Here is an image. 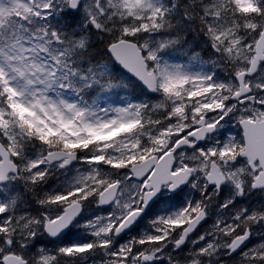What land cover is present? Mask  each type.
I'll list each match as a JSON object with an SVG mask.
<instances>
[{
  "label": "snow or ice",
  "instance_id": "6c2138e0",
  "mask_svg": "<svg viewBox=\"0 0 264 264\" xmlns=\"http://www.w3.org/2000/svg\"><path fill=\"white\" fill-rule=\"evenodd\" d=\"M0 264H264V0H0Z\"/></svg>",
  "mask_w": 264,
  "mask_h": 264
},
{
  "label": "flooded vegetation",
  "instance_id": "af4514ba",
  "mask_svg": "<svg viewBox=\"0 0 264 264\" xmlns=\"http://www.w3.org/2000/svg\"><path fill=\"white\" fill-rule=\"evenodd\" d=\"M229 127H231V130H232V132H233V133H235V132H237V131H238V129H237V128H235V127H232V126H229ZM206 226H207V225H206ZM206 226H205V227H206ZM74 239H75V238H74Z\"/></svg>",
  "mask_w": 264,
  "mask_h": 264
},
{
  "label": "rangeland",
  "instance_id": "374dc122",
  "mask_svg": "<svg viewBox=\"0 0 264 264\" xmlns=\"http://www.w3.org/2000/svg\"><path fill=\"white\" fill-rule=\"evenodd\" d=\"M176 59V58H175Z\"/></svg>",
  "mask_w": 264,
  "mask_h": 264
}]
</instances>
